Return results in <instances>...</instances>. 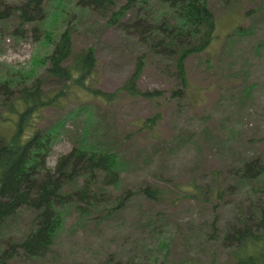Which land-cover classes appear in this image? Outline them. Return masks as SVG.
Listing matches in <instances>:
<instances>
[{"label":"rangeland","instance_id":"rangeland-1","mask_svg":"<svg viewBox=\"0 0 264 264\" xmlns=\"http://www.w3.org/2000/svg\"><path fill=\"white\" fill-rule=\"evenodd\" d=\"M4 1L22 4L26 0ZM117 1L122 5L127 0ZM210 5L217 19V38L206 52L188 60V89L181 98L173 96L172 90L180 85L167 62L158 67L160 60L147 46L132 35L127 38L120 28L106 27L107 21L95 13L79 23L74 36L76 48L92 47L96 51L95 87L115 92L134 71L137 57L146 53L148 64L139 85L144 91L161 90L165 98L159 104L145 98L122 97L108 105L71 88L72 100L67 98L63 106L47 108L37 120V127L53 130L64 124L52 143L48 165L53 168L71 151L81 133L80 123L86 118L81 111L94 109L92 118L105 122L97 126H109L106 134L118 141L131 164L120 186L110 189V199L145 185L158 187L164 197L153 203L135 195L126 209L99 223L77 221L74 210L64 212V225L51 255L10 264L126 263L143 254H155L152 230L169 239L170 262L185 259L211 264L216 259L221 264H232L223 249L222 235L240 212L245 216L251 209L249 214L254 217L249 215V219L259 217L251 203L264 208V193L254 201L241 182L232 179L235 168L244 162L264 159V0H233L228 5L227 0H211ZM75 11L74 0H46L44 23L27 25L21 34L16 23L8 22L0 34L1 77L17 78L28 85L35 78L45 77L52 42L67 26L63 14L68 12L70 16ZM248 11L256 12L246 17ZM55 83L49 81L44 88L54 91ZM75 94L84 96L82 103L75 100ZM2 99L0 94V102ZM157 112H161L162 119L154 129H141L142 122ZM16 122L18 115L0 103V143L2 138L12 136ZM89 130L94 134L90 140H95L100 131L96 126ZM189 191L200 196L187 199ZM154 213L162 214L157 218L162 224L143 229L147 216ZM33 217V212L23 209L8 220L0 230V245L5 248L7 241L21 240ZM215 227L220 238L209 243L208 236Z\"/></svg>","mask_w":264,"mask_h":264},{"label":"trees","instance_id":"trees-1","mask_svg":"<svg viewBox=\"0 0 264 264\" xmlns=\"http://www.w3.org/2000/svg\"><path fill=\"white\" fill-rule=\"evenodd\" d=\"M232 1L227 0V5ZM74 2L75 13L63 14L67 26L52 42L45 77L35 78L28 85L27 81L4 79L0 75V94L3 96L0 103L18 115L14 133L9 139L2 138L0 143V230L23 209L34 214L30 228L21 240L7 241L5 248L0 245V264H10L14 260L36 261L51 255L64 225V212L74 210L77 221L99 223L101 219L116 216L126 209L135 195L153 203L161 202L164 197L158 187L145 185L135 191L125 190L114 200L110 199V189L120 186L122 175L131 164L118 141L106 134L109 126L108 129L97 126L105 122L92 118L94 109L81 111L86 118L80 123L81 133L71 151L60 157L53 168L48 165L52 143L64 124L60 123L59 128L53 130L46 126L37 127L40 122L37 120L47 108L63 106L62 101L70 99L71 88L76 87L82 95L108 105L116 104L122 97L145 98L159 104L165 98L163 91H144L139 85L148 64L146 53L137 57L134 71L118 90L105 92L95 87L96 51L92 47L77 49L75 46L74 36L84 17L92 13L99 15L107 21L106 27L120 28L127 33V38L132 35L147 46L148 51L160 60L158 67L167 62L169 72L180 85L172 90L173 96L179 98L188 89V60L206 52L217 38L218 24L211 0H127L122 5L117 0ZM45 4L46 0H26L22 4L0 0V34L3 27L9 26L8 22L16 23L14 25L21 34L27 25L41 24L46 18ZM250 12L256 11H248L246 17ZM49 81L56 82L54 91L44 88ZM84 96L75 94V100L82 103ZM69 116L73 118L75 115ZM161 119V112H157L146 118L140 128L153 130ZM95 126L100 132L94 136L95 140H90L94 134L89 128ZM232 179L241 182L256 201L257 195L264 193V159L253 158L244 162L235 168ZM189 192L187 199L200 196L197 192ZM251 204L259 217L250 220L249 215L254 217L249 214L251 209L245 216H240L244 213L240 212L221 237L223 249L232 264H264V208ZM161 215L149 214L143 229L159 227L162 223L157 218ZM214 221L216 226L217 220ZM152 238L156 241L153 256L143 254L126 263L108 260L106 264H160V259L163 264H201L185 259L170 262L169 239L161 238L153 230ZM219 238L220 233L215 227L207 241L213 243ZM211 264L221 263L214 259Z\"/></svg>","mask_w":264,"mask_h":264}]
</instances>
